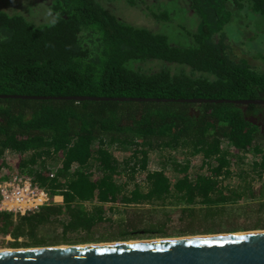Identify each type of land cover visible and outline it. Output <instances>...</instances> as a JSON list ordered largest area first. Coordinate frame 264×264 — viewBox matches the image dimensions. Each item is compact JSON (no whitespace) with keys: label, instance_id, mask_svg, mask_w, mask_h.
<instances>
[{"label":"trees","instance_id":"16d2710c","mask_svg":"<svg viewBox=\"0 0 264 264\" xmlns=\"http://www.w3.org/2000/svg\"><path fill=\"white\" fill-rule=\"evenodd\" d=\"M172 1L48 0L53 15L40 25L0 8V94L49 97L0 98V162L19 155L20 174L62 196L24 216L0 212L10 247L167 237L173 212L174 236L264 228V186H254L264 175V105L53 98L264 100V71L235 58L223 31L231 8L248 3L264 16V0H182L180 10L195 17L186 44L123 14L135 8L159 24L171 12L149 7ZM112 148L128 154L118 160ZM153 152L157 170L147 168ZM195 157L207 173L191 176ZM105 204L122 206L115 220ZM156 207L165 219L145 220Z\"/></svg>","mask_w":264,"mask_h":264},{"label":"water","instance_id":"95a60500","mask_svg":"<svg viewBox=\"0 0 264 264\" xmlns=\"http://www.w3.org/2000/svg\"><path fill=\"white\" fill-rule=\"evenodd\" d=\"M0 98L49 99L0 94ZM75 101H155L264 105V100L59 96ZM254 122V120H252ZM0 264H264V230L133 242L44 246L0 251Z\"/></svg>","mask_w":264,"mask_h":264},{"label":"rangeland","instance_id":"374dc122","mask_svg":"<svg viewBox=\"0 0 264 264\" xmlns=\"http://www.w3.org/2000/svg\"><path fill=\"white\" fill-rule=\"evenodd\" d=\"M34 4V7H31V3ZM48 0H0V8L11 12L13 10H19L24 12L25 15H27L29 18L33 19L36 25H40L43 23L49 22L50 18H52V13L47 8ZM182 0H175L172 1L171 4L168 6H151L149 7V10H156L157 12H163L164 9H167V11L171 12L169 14V18L167 21H160L159 24H154V18L149 16H146L144 14H141V12L137 9L133 8H125L124 9V15L127 17L129 21H132L134 23L144 25L146 27H151L155 29H159V31H163L165 34H167L172 40L177 41L181 44H186L189 42V39L187 35H185V30H190L194 28V20L195 17L193 15L185 16L184 12L180 10L182 6ZM160 5V4H159ZM34 10L32 15H29V11ZM232 15L230 17V20L228 23L224 26L223 31L226 33V41L229 44V46L232 49L233 56L237 59L242 58L256 70L258 71H264V16L258 13H255L250 8V5L248 3L244 4V7L242 9H236L235 7L231 8ZM26 17V16H25ZM30 19V20H31ZM153 69H157V64H150ZM112 153L116 156L118 160H122L127 156L128 152L124 149H113ZM20 156L11 153L6 152L3 158V162H0V177L3 178L4 175H6V178L10 177L14 173L18 172L17 164L19 162ZM159 153L153 152L149 155V161H148V169L149 170H157L159 169ZM48 166L54 170L59 165V160L57 157L54 158V160H50L48 162ZM201 163L200 157H195L191 159V167H190V174L191 176L195 173H207L206 169H199ZM166 175L171 179L173 182L176 178V176L172 173L167 171ZM98 174H95V177H97ZM5 178V179H6ZM144 178L143 174H138L136 176L137 182H142ZM264 186V175L260 181H257L254 183V186L258 188L259 186ZM60 200V199H59ZM113 208V209H111ZM143 208V210H146V208H152L149 205H143L138 207ZM168 208V207H166ZM161 207H156L154 209V212H144V218L148 221H162L165 219V214L167 211H159L161 210ZM116 210H122V206L119 204L112 205V204H105L104 205V216L106 219L115 220V211ZM168 210V209H167ZM165 213V214H164ZM169 213V212H168ZM177 212L171 213L172 218H174L173 221L169 222L167 224V237H153L150 238L147 235H144L142 237H136L135 239H132L131 241L126 242H133V241H142V240H149V239H161V238H174V237H184V236H174L172 233V230H177V228L181 225L180 221L177 220ZM255 217V216H254ZM254 217L250 218L247 223H244V226H254L255 221ZM171 218V219H172ZM113 222H110L105 225V227H109ZM263 229H258L256 231H261ZM102 231V230H101ZM100 231V232H101ZM253 231L254 230H246V232ZM245 232V231H240ZM235 233V232H232ZM97 234H99L97 232ZM217 234H226V232L223 233H217ZM96 235V233H95ZM196 236L198 235H208V234H194ZM194 235H186V236H194ZM12 238L10 236H2L0 234V251L4 250H12V249H24V248H31V247H10L9 242H12ZM117 242H125V241H108V242H99V243H117ZM85 244H94V243H70V244H60L55 246H76V245H85Z\"/></svg>","mask_w":264,"mask_h":264},{"label":"built area","instance_id":"2783aa9c","mask_svg":"<svg viewBox=\"0 0 264 264\" xmlns=\"http://www.w3.org/2000/svg\"><path fill=\"white\" fill-rule=\"evenodd\" d=\"M48 175L53 177L54 170H50ZM4 177L6 175L0 177V212L16 218L34 213L41 206L62 203V198H59L62 196H52L47 188L39 186L31 177L18 172L6 179Z\"/></svg>","mask_w":264,"mask_h":264},{"label":"crops","instance_id":"0c3cea01","mask_svg":"<svg viewBox=\"0 0 264 264\" xmlns=\"http://www.w3.org/2000/svg\"><path fill=\"white\" fill-rule=\"evenodd\" d=\"M12 153V152H11ZM59 198H62V197H59Z\"/></svg>","mask_w":264,"mask_h":264},{"label":"bare ground","instance_id":"6f19581e","mask_svg":"<svg viewBox=\"0 0 264 264\" xmlns=\"http://www.w3.org/2000/svg\"><path fill=\"white\" fill-rule=\"evenodd\" d=\"M255 232V231H254Z\"/></svg>","mask_w":264,"mask_h":264}]
</instances>
